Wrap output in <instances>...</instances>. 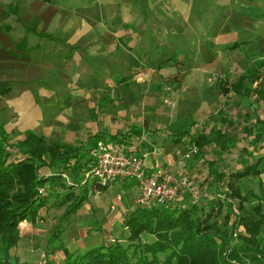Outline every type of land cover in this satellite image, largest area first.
I'll use <instances>...</instances> for the list:
<instances>
[{"label": "crops", "instance_id": "1", "mask_svg": "<svg viewBox=\"0 0 264 264\" xmlns=\"http://www.w3.org/2000/svg\"><path fill=\"white\" fill-rule=\"evenodd\" d=\"M261 63L264 0H0V138L15 145L33 133L76 146L98 135L100 143L136 146L148 155L147 174L157 167L187 173L192 189L177 201L187 208L209 196L218 159L211 145L186 160L192 138L214 129L241 135L251 112L264 120L263 101L252 95L239 103L231 90ZM242 110L245 117L229 119ZM237 145L216 170L239 169L246 144ZM94 185L73 190L87 191L76 213L44 229L23 223L21 237L44 240L64 223L71 255L123 243L126 220L140 209L138 186L120 180L98 192ZM52 189L42 224L49 211L70 205Z\"/></svg>", "mask_w": 264, "mask_h": 264}, {"label": "trees", "instance_id": "2", "mask_svg": "<svg viewBox=\"0 0 264 264\" xmlns=\"http://www.w3.org/2000/svg\"><path fill=\"white\" fill-rule=\"evenodd\" d=\"M264 63L254 67L233 85L231 90L239 103L252 95L264 102ZM225 94L228 91L224 90ZM250 125L237 135L214 129L212 135L192 138L191 145H215L217 161L210 164L212 188L200 203L183 208L174 204L152 209L140 208L126 220L125 243L94 248L83 254H69L62 234L51 236L47 254L36 264H264V120L249 115ZM232 125L233 123H229ZM248 138L249 148L239 160V169L230 173L216 170L222 157L238 148ZM242 136V137H241ZM100 143L92 136L76 146L49 144L46 138L29 133L24 141L10 145L2 133L0 138V264H31L14 255L21 241V224H36L41 210L47 207L53 192L62 189L63 205L70 204L65 217L76 213L87 199L84 191L77 196L73 190L83 185L88 167L93 163L92 153ZM190 145V146H191ZM248 150V151H247ZM12 154L16 159L10 160ZM259 154V155H258ZM43 170L53 172L51 177ZM74 188L66 185V178ZM259 181V192L243 194L240 183ZM98 192L106 188L94 185ZM43 192V193H41ZM52 192V193H53ZM188 193L190 191H187ZM214 197V198H213ZM239 202L236 208L235 202ZM249 206V208L247 207ZM209 207V210H207ZM146 238L154 242H146ZM64 252V260L50 261L49 256Z\"/></svg>", "mask_w": 264, "mask_h": 264}, {"label": "built area", "instance_id": "3", "mask_svg": "<svg viewBox=\"0 0 264 264\" xmlns=\"http://www.w3.org/2000/svg\"><path fill=\"white\" fill-rule=\"evenodd\" d=\"M136 151L133 145L100 143L92 153L94 161L85 173L83 185L94 183L107 188L120 180H132L140 191L137 205L143 209L172 205L183 192L191 191V181L185 171L175 176L157 167L147 174L145 160L148 155L141 156ZM199 154L200 149L192 144L185 159H194ZM64 177L69 182L67 176Z\"/></svg>", "mask_w": 264, "mask_h": 264}, {"label": "rangeland", "instance_id": "4", "mask_svg": "<svg viewBox=\"0 0 264 264\" xmlns=\"http://www.w3.org/2000/svg\"><path fill=\"white\" fill-rule=\"evenodd\" d=\"M251 100V99H250ZM250 105L251 104V109H252V106H253V104L254 105H256L255 103H253L252 101H247L244 105ZM234 108V107H233ZM229 116H231L229 119H232V117L233 116H235V118H237V121L238 120H240V119H242L243 118V110L241 111V113H236V115H234V113L232 114V115H230L229 114ZM240 116H242L241 118H240ZM251 116H252V118L253 117H257V115H256V113H252L251 112ZM245 117V116H244ZM228 118V117H227ZM229 121V120H228ZM245 136V140H244V143L246 144V146L244 147L245 149H251V148H249L248 147V145H250L249 143H248V139L250 140V139H252V138H248L247 137V135H244ZM243 149V148H242ZM248 151V150H247ZM250 151H253V150H250ZM262 154H260L259 156H261ZM11 161L12 160H14V159H16V155H14V154H12V156H11V158H9ZM262 179V182H263V184H264V177L263 178H261ZM66 185H67V187H69V188H74L73 186V183L69 180V182H68V180H66ZM240 188L242 189V192H243V194H245V195H247L248 193H251L252 191L253 192H256V193H258L259 192V188H258V186H259V181L258 180H249V181H244V182H242V183H240ZM76 188H78V187H76ZM60 191H62L63 192V190L62 189H60ZM47 192H48V190H47ZM186 193H187V191H185ZM214 198V197H213ZM202 200V198L201 199H199L198 200V202L200 203V201ZM194 201V200H193ZM197 202V201H196ZM197 202V203H198ZM235 206H236V208H238L239 207V202L238 201H236L235 202ZM248 208H249V206H247ZM207 210H209V207H208V209ZM65 214H66V209H64V208H61V209H55V210H53L52 212H50L49 211V213L46 215V217H44L43 219L45 220L44 221V223L42 224L41 223V219L39 218L38 220H37V222H38V224H37V222H36V224H33V223H30V222H28L29 223V226H31L33 229H42V227H43V229L45 228L43 225L44 224H48L47 223V221L48 220H50V221H52V219L53 220H60L61 221V219H64L65 218ZM39 216H40V214H39ZM49 221V222H50ZM46 222V223H45ZM24 223H26V222H24ZM65 224L63 223V224H61L60 226H58L57 227V229H56V231H55V233L54 234H56L57 232H61V236H62V239H64V233L66 232V230H67V228L64 226ZM22 226H23V223L21 224V226H20V228H21V230H23L24 231V229L22 228ZM38 226H39V228H38ZM40 226H41V228H40ZM53 234V235H54ZM52 235V236H53ZM127 235H128V233H127ZM22 236V235H21ZM127 237V236H126ZM39 238V236H37V238H35L34 240L33 239H31V238H27V239H25V238H23V237H21V243L23 244V247H22V249L21 248H19V247H17L15 250H14V255L15 256H17L21 261L23 260V261H25V260H27V261H39V262H37V263H40V262H42L44 259H46L45 258V255L47 254V250H48V244H49V236L47 237V239H44V240H41L40 238ZM146 240V242H154V239H152V240H150V239H148V238H146L145 239ZM117 241L116 240H113L111 243V245H113V244H115ZM20 243V244H21ZM119 243H121V242H119ZM123 243H125V241H123ZM79 254V253H78ZM75 255V254H74ZM165 258H166V255H161L160 256V261H161V263L163 264L164 263V261H165ZM22 261V262H23Z\"/></svg>", "mask_w": 264, "mask_h": 264}]
</instances>
